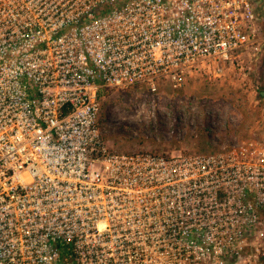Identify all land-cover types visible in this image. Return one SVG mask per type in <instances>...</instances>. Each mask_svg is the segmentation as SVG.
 <instances>
[{
  "label": "built area",
  "instance_id": "obj_1",
  "mask_svg": "<svg viewBox=\"0 0 264 264\" xmlns=\"http://www.w3.org/2000/svg\"><path fill=\"white\" fill-rule=\"evenodd\" d=\"M260 19L256 0H0V264H264V145L118 151L102 118L107 90L257 53Z\"/></svg>",
  "mask_w": 264,
  "mask_h": 264
},
{
  "label": "rangeland",
  "instance_id": "obj_2",
  "mask_svg": "<svg viewBox=\"0 0 264 264\" xmlns=\"http://www.w3.org/2000/svg\"><path fill=\"white\" fill-rule=\"evenodd\" d=\"M256 1L263 36L257 53L241 51L222 70L200 68L159 94L105 92L103 131L114 149L180 154L216 152L235 140L264 145V0Z\"/></svg>",
  "mask_w": 264,
  "mask_h": 264
},
{
  "label": "trees",
  "instance_id": "obj_3",
  "mask_svg": "<svg viewBox=\"0 0 264 264\" xmlns=\"http://www.w3.org/2000/svg\"><path fill=\"white\" fill-rule=\"evenodd\" d=\"M177 91H179V90H177ZM261 91H264V88Z\"/></svg>",
  "mask_w": 264,
  "mask_h": 264
},
{
  "label": "water",
  "instance_id": "obj_4",
  "mask_svg": "<svg viewBox=\"0 0 264 264\" xmlns=\"http://www.w3.org/2000/svg\"><path fill=\"white\" fill-rule=\"evenodd\" d=\"M262 94H264V91L262 92Z\"/></svg>",
  "mask_w": 264,
  "mask_h": 264
}]
</instances>
